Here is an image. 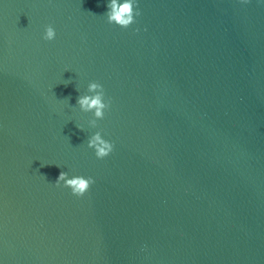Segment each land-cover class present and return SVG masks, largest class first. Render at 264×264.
Returning <instances> with one entry per match:
<instances>
[{
	"label": "water",
	"instance_id": "1",
	"mask_svg": "<svg viewBox=\"0 0 264 264\" xmlns=\"http://www.w3.org/2000/svg\"><path fill=\"white\" fill-rule=\"evenodd\" d=\"M109 2L0 0V264H264V0Z\"/></svg>",
	"mask_w": 264,
	"mask_h": 264
},
{
	"label": "clouds",
	"instance_id": "2",
	"mask_svg": "<svg viewBox=\"0 0 264 264\" xmlns=\"http://www.w3.org/2000/svg\"><path fill=\"white\" fill-rule=\"evenodd\" d=\"M242 2L246 3L247 0H242ZM107 8L108 11L104 14L107 22L109 24H115L120 28H128L135 23L134 18L141 14L137 0H123V2L110 0ZM135 31H139V29H134ZM55 35V29L51 25H48L44 29L42 39L51 41L55 38ZM87 91L91 95H79L76 104L82 112L92 113L93 119L89 120V125L96 127L97 121L103 119L105 111L110 108L111 100L105 101L103 86L98 82H90ZM87 147L94 150V155L97 159H103L112 152L114 145L110 141L103 139L101 133L97 131L88 138ZM61 182H63V187L71 190L72 195L81 197L95 181L92 177L85 178L83 176L67 178V173L62 171L54 184L59 187L61 186Z\"/></svg>",
	"mask_w": 264,
	"mask_h": 264
}]
</instances>
